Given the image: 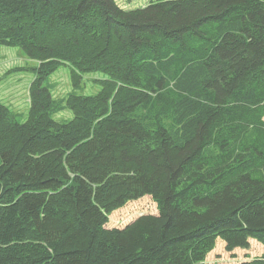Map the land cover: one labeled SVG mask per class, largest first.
Listing matches in <instances>:
<instances>
[{
    "label": "trees",
    "instance_id": "16d2710c",
    "mask_svg": "<svg viewBox=\"0 0 264 264\" xmlns=\"http://www.w3.org/2000/svg\"><path fill=\"white\" fill-rule=\"evenodd\" d=\"M0 45L37 61L27 119L0 102V264H207L219 237L264 245V0H0ZM66 65L75 86L104 72L100 91L56 100ZM147 194L158 214L106 227Z\"/></svg>",
    "mask_w": 264,
    "mask_h": 264
},
{
    "label": "rangeland",
    "instance_id": "374dc122",
    "mask_svg": "<svg viewBox=\"0 0 264 264\" xmlns=\"http://www.w3.org/2000/svg\"><path fill=\"white\" fill-rule=\"evenodd\" d=\"M155 0H116L124 9L145 7ZM37 61L27 57L20 47L0 45V102L8 105L16 119L24 122L30 107V86L35 78L34 67ZM72 67L62 66L51 75L46 86L53 92L56 100H63L69 93L95 94L101 89L97 78H105L104 72L83 73L81 82L75 86L72 82ZM54 117L58 121L67 122L73 115L67 108L59 111ZM264 118V117H263ZM157 202L147 194L138 199L128 201L109 215L106 224L108 228H123L143 214H158ZM247 248L236 247L227 250L226 243L218 238L213 250L207 257V264H240L242 261L260 256L264 252V245L251 238Z\"/></svg>",
    "mask_w": 264,
    "mask_h": 264
}]
</instances>
